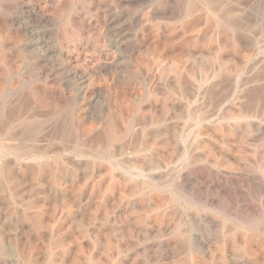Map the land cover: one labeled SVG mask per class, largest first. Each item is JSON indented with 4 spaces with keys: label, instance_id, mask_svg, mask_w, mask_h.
<instances>
[{
    "label": "rangeland",
    "instance_id": "rangeland-1",
    "mask_svg": "<svg viewBox=\"0 0 264 264\" xmlns=\"http://www.w3.org/2000/svg\"><path fill=\"white\" fill-rule=\"evenodd\" d=\"M193 4L192 11L207 8L221 26L187 43L202 48L219 40L225 47V144L212 142L206 162L181 154L168 172L136 176L141 164L135 158L143 147L107 139L105 120L117 111L120 83L85 68L90 93L82 101L83 124L96 128L84 145H100L111 155L83 152L55 177L0 174V264H258L259 214L264 227V0ZM135 32L134 26L126 32L130 40ZM187 62L193 68L202 60L198 54ZM153 64L147 58V68ZM216 69L210 63L211 75ZM123 107L127 113L133 108L130 102Z\"/></svg>",
    "mask_w": 264,
    "mask_h": 264
},
{
    "label": "bare ground",
    "instance_id": "bare-ground-1",
    "mask_svg": "<svg viewBox=\"0 0 264 264\" xmlns=\"http://www.w3.org/2000/svg\"><path fill=\"white\" fill-rule=\"evenodd\" d=\"M197 1L0 0V174L55 177L83 152L111 155L84 145L96 128L83 124L82 101L90 93L85 68L120 83L117 111L105 120L107 139L143 147L136 176L166 172L181 154L206 162L212 142L225 144V47L219 40L202 48L188 44L221 27L207 8L192 11ZM198 54L202 63L192 68L187 59ZM147 58L154 61L149 68ZM210 63L217 64L212 75ZM127 102L131 113L123 109ZM259 219L256 262L264 264L262 214Z\"/></svg>",
    "mask_w": 264,
    "mask_h": 264
}]
</instances>
